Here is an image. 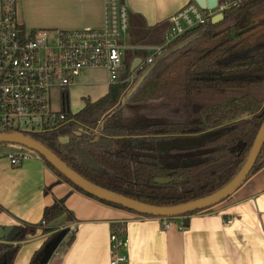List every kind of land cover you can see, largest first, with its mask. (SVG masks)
<instances>
[{
  "label": "trees",
  "instance_id": "obj_1",
  "mask_svg": "<svg viewBox=\"0 0 264 264\" xmlns=\"http://www.w3.org/2000/svg\"><path fill=\"white\" fill-rule=\"evenodd\" d=\"M223 14L220 23L210 19L141 67L131 85L110 86L104 98L88 101L75 115L64 91L62 112L73 121L31 136L86 180L144 204L173 207L223 189L243 167L264 123V37L246 36L264 17V0H242ZM136 56L147 59L148 53L127 55L124 78L131 75ZM205 135L206 142L190 148H152ZM62 138H69V144L63 145ZM45 163L80 193L137 214L85 193ZM263 168L264 147L249 178ZM156 179L173 182L159 185ZM196 213L186 215L187 224ZM64 216L72 220L66 197L45 209L40 224L14 227L0 243V264H13L19 252V246L7 243L25 241L40 230L47 234L48 225ZM55 237L31 264H40ZM73 241L71 236L69 245Z\"/></svg>",
  "mask_w": 264,
  "mask_h": 264
},
{
  "label": "crops",
  "instance_id": "obj_2",
  "mask_svg": "<svg viewBox=\"0 0 264 264\" xmlns=\"http://www.w3.org/2000/svg\"><path fill=\"white\" fill-rule=\"evenodd\" d=\"M222 1L219 5L238 0ZM191 3L194 1L126 0L131 15L128 45L132 50L128 56L147 52L149 57L164 44L170 18ZM18 13L28 31L100 29L104 0H18ZM250 31L264 35V22H255ZM136 59L142 60L141 65L147 60L136 56L133 63ZM109 89L105 69L82 71L66 90L70 110L71 105L81 103L82 111L88 101L98 102ZM64 197L72 220L61 217L48 225L47 234L40 230L25 241L7 243L20 247L13 264H31L51 238L73 226L77 228L71 235L73 243L69 245L71 236H67L49 264H109L112 225L122 221L127 222L130 264H264V168L226 201L192 215L187 229L180 231L176 224L165 230L159 218L137 219V214L80 193L39 156L13 167L0 154V227L38 225L45 209ZM228 220H232L230 226H226Z\"/></svg>",
  "mask_w": 264,
  "mask_h": 264
},
{
  "label": "built area",
  "instance_id": "obj_3",
  "mask_svg": "<svg viewBox=\"0 0 264 264\" xmlns=\"http://www.w3.org/2000/svg\"><path fill=\"white\" fill-rule=\"evenodd\" d=\"M241 2L219 5L215 10L188 4L170 18L164 44L154 48L143 65L152 64L179 38ZM17 15L18 0H0V134H44L72 122L62 112V101L60 110L55 109L53 94L66 91L86 69H105L109 85L116 86L131 85L136 71L143 67L123 77L125 60L132 49L128 45L130 10L122 0H104L100 29L28 31L19 24ZM4 155L13 167L38 157L18 145H11ZM145 217L136 215L137 219ZM159 220L165 230L174 224L180 231L187 229V216ZM231 224L232 220L226 222V226ZM76 232L73 226L67 236ZM129 244L127 222L114 223L109 237V264H130Z\"/></svg>",
  "mask_w": 264,
  "mask_h": 264
},
{
  "label": "water",
  "instance_id": "obj_4",
  "mask_svg": "<svg viewBox=\"0 0 264 264\" xmlns=\"http://www.w3.org/2000/svg\"><path fill=\"white\" fill-rule=\"evenodd\" d=\"M125 4L126 0H122ZM194 3L202 10H215L218 8L222 0H193ZM224 18V14H218L213 17L212 22L214 24L220 22ZM142 63L141 59H136L132 65L131 70H136ZM101 127V126H100ZM81 134V133H79ZM209 139L208 135L200 137H191L186 139L174 140L171 142H159L152 148L157 150H173L184 149L203 144ZM69 138H62L61 143L63 145L69 144ZM11 145H18L25 147L39 157H42L48 162L54 169H56L61 175H63L68 181H70L77 188L81 189L85 193L110 204L120 206L126 210L137 213L142 216H149L154 218H176L186 216L196 212H202L209 210L222 202L229 199L234 195L248 180L251 175L264 147V123L262 124L257 136L253 142L252 148L248 154L243 167L238 174L228 183L223 189L210 195L206 198L192 201L190 203L173 206V207H157L148 204L141 203L139 201L127 198L119 193L112 192L104 189L88 180L72 170L66 163L59 159L53 152L36 141L32 136L25 135L18 132L2 133L0 134V154L5 153L10 149ZM171 179H156L155 183L159 185H167L172 183ZM14 227H0V241L9 238L13 232ZM68 229H64L50 242L43 252L40 264H49L55 252L63 243L64 239L68 235Z\"/></svg>",
  "mask_w": 264,
  "mask_h": 264
},
{
  "label": "rangeland",
  "instance_id": "obj_5",
  "mask_svg": "<svg viewBox=\"0 0 264 264\" xmlns=\"http://www.w3.org/2000/svg\"><path fill=\"white\" fill-rule=\"evenodd\" d=\"M17 17H18V22H19V24L22 26V27H24L25 28V26L22 24V21H21V19H20V16H19V13H18V15H17ZM263 20V21H262ZM255 22H264V17L262 18V19H258L257 21H255ZM25 29H27V28H25ZM28 30V29H27ZM246 36H250V37H253V38H259L260 36H263L264 37V35H262V33L260 34V33H251V31H249L247 34H246ZM62 96H63V92H60V91H55L54 92V94H53V105H54V107H55V109L56 110H60V108H61V101H62ZM83 108V105L81 104V103H78V104H76V105H71V112L73 113V114H76V113H78L81 109Z\"/></svg>",
  "mask_w": 264,
  "mask_h": 264
}]
</instances>
